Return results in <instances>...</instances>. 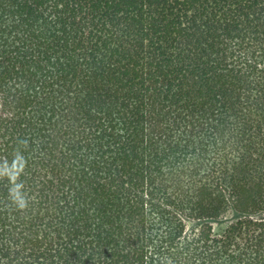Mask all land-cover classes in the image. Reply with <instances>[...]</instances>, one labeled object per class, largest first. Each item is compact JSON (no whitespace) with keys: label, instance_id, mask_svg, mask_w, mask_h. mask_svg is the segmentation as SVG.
<instances>
[{"label":"trees","instance_id":"obj_1","mask_svg":"<svg viewBox=\"0 0 264 264\" xmlns=\"http://www.w3.org/2000/svg\"><path fill=\"white\" fill-rule=\"evenodd\" d=\"M0 264H264V0H0Z\"/></svg>","mask_w":264,"mask_h":264},{"label":"clouds","instance_id":"obj_2","mask_svg":"<svg viewBox=\"0 0 264 264\" xmlns=\"http://www.w3.org/2000/svg\"><path fill=\"white\" fill-rule=\"evenodd\" d=\"M3 174H4V175H9V173H8L7 171H5ZM11 178L13 179V181L15 180V176H12ZM17 187H20V186L18 185ZM19 206H20L21 208H23L25 205H24L23 202H21Z\"/></svg>","mask_w":264,"mask_h":264}]
</instances>
